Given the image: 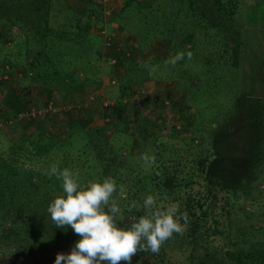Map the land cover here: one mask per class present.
Masks as SVG:
<instances>
[{
	"label": "rangeland",
	"instance_id": "374dc122",
	"mask_svg": "<svg viewBox=\"0 0 264 264\" xmlns=\"http://www.w3.org/2000/svg\"><path fill=\"white\" fill-rule=\"evenodd\" d=\"M75 1L51 0L49 24L56 26L59 21H65L64 14L72 16L65 7L70 6L79 12L83 1ZM109 1L104 3L106 8ZM233 2L236 10L230 24L239 43L235 54L227 52L229 40H220L219 34L209 30L204 19L198 16L199 3L195 0H124L122 21L119 17L106 16L102 24L107 30L112 22L122 25L127 39L124 54L130 59L125 61L128 65L123 82L121 79L115 86L100 84L97 88L102 86L110 97L119 96L122 100L126 92L138 88L133 86H141L146 80L151 84L147 90L161 91L169 100V107L157 106L147 120L142 119L145 123L136 125V128L129 124L135 116L133 108L124 109L120 119L119 114L115 116V111L100 108L96 102L78 109L75 97L53 92L45 82L34 80L32 73L25 71L27 45L23 35L15 27L9 28L8 23L0 21L3 23L0 29V264H9L6 260L9 255L15 256L16 251L22 248L25 243L19 241L25 238L24 234L27 235L25 253H29L26 257L33 259L34 264H54L52 249L55 245L48 243V237L57 236L50 234L56 232V226L47 208L52 200L63 195V190L61 180L48 175L53 165L78 174L81 188L89 181L102 182L111 174L118 186L113 197L121 209L117 216L118 224L120 220L131 221L135 214H145L143 202L148 195L154 196L161 208L175 204L177 218L185 199L201 197L207 206V216L202 228L205 234L197 250L211 251L222 264H264V162L256 166L252 163L255 170L247 169V164H244L253 150L258 154L262 152L264 158V129L263 132L261 129L262 126L264 128V117L255 122L253 108L250 107V112L249 107L243 110L244 104L249 102L257 107L260 100L256 96L264 91V0ZM101 5L97 2V10H90L102 17ZM0 11L3 12L1 7ZM90 27L92 33L99 32L97 26H93L94 29ZM99 37L90 36L88 51L75 50L67 43L59 44V47L63 52L82 53L79 59L82 70L75 62L74 73L93 77L92 72L96 71V80L101 83L111 64L104 58V49L107 48L102 45L103 38ZM153 40L167 46L162 44L163 49H155L157 54H152L154 58L146 54L149 59L145 56L136 59V48L150 47ZM188 44L190 49H186ZM179 52L185 53L182 60L175 66L165 65L170 56ZM188 52L192 53L191 59L187 57ZM116 63L113 65L117 66ZM49 68L52 69L51 66ZM58 68L65 69L68 65L62 62ZM152 68L155 71L150 74ZM197 71L199 76L196 80L194 73ZM255 86H258L256 96L250 94ZM84 88L81 92H74V96L88 93ZM260 99L264 104V95ZM48 102L55 107L54 112L16 117L19 112L32 108L36 111ZM108 103L113 106L115 101ZM106 114L115 120V128L106 130L111 146L109 154L115 158L110 162L105 153L99 160L97 149L85 145L84 135L83 140L80 138V125L101 127ZM247 123H252L251 128L262 133L261 139L256 138L262 143L258 147L247 143V135L254 136L252 131L245 129ZM215 134L221 139L218 147L216 145L212 165L221 177L228 176L225 180L227 188L235 184L242 187L234 193L217 185L206 191L204 173L193 175L196 169L191 170V160L196 156L209 160L214 150ZM63 136L65 141L60 143ZM241 144L245 145L243 151L239 148ZM142 154L154 155L155 163L151 167L146 165L141 159ZM175 165L178 166L175 170L180 179L178 193L181 197L172 199L173 195L163 194L157 188L150 191L148 176L154 171H162L163 167L173 168ZM185 173L194 176L186 185L181 181ZM120 185L125 189L123 197L119 195ZM21 218L25 220L26 229L31 228V234L18 228L17 237L11 233V228L16 226L12 222ZM41 226L46 228L47 236L40 241L37 237ZM62 229L69 230L66 233L68 238L57 247H72L80 237L70 227ZM13 237L18 242H14ZM73 238L76 241L71 243ZM188 254L187 248L164 247L163 264H191Z\"/></svg>",
	"mask_w": 264,
	"mask_h": 264
},
{
	"label": "trees",
	"instance_id": "16d2710c",
	"mask_svg": "<svg viewBox=\"0 0 264 264\" xmlns=\"http://www.w3.org/2000/svg\"><path fill=\"white\" fill-rule=\"evenodd\" d=\"M97 2L98 1L83 0V8H81L79 12L73 11L70 6L65 7L66 11L71 12L72 16L68 17L64 14V17L67 18L66 20L64 19L65 21H59L56 26H51L49 24V15L51 10L50 6L52 3L51 0H0V7L1 9H3V12L0 11V21L8 23L9 28L12 26L15 27L19 31V33L23 35L25 43L27 45L24 56V66L26 69L25 71H29L30 73H32L34 80L39 79L40 81L45 82L46 87H49V89H51V91L53 92L59 91L64 92L68 95H72L74 92H81L83 86L95 82L98 77V73L96 71L92 72L93 77L85 73L81 74L80 76H78L77 73H74V70H76L75 62H77V67H80L82 63V61L79 60L82 56V53L80 54V52H63V50H61V48L59 47V44L67 43L70 47L75 48V50L79 49L82 51H88L90 49V46L88 44L90 36L95 35L100 39V35L98 33H92V31H89V26L91 24L93 26H97V28H100L104 25L102 24L103 21L106 20V16L103 15L102 9V17H100L97 12H93L92 10H90L92 8L97 10ZM195 2L199 3V6H197L198 16L204 19V22L208 25L209 30H213L219 34L220 40H229L230 47L228 48L227 52L235 54L237 48L239 47V43L237 42V37L234 36V33H232L234 27L230 24L236 10V6L233 0H195ZM2 24L3 23L0 22V29L2 27ZM0 33H2V31H0ZM115 44L116 42L113 43L112 46L109 48H114L113 46ZM126 45L127 44L122 47L123 50L127 49ZM186 49H190L189 44ZM62 62H66L68 68L57 69V65ZM69 65H72V68H70ZM231 65L233 66L235 64L231 62ZM50 66L52 67V69L49 68ZM79 69L82 70V67H80ZM23 73L25 74V72ZM198 76L199 75L197 71V73H194V79L197 80ZM252 82L254 83V80ZM194 83L196 84V81ZM257 87L255 86L254 92L250 91V94L255 95ZM133 89L134 90L132 91L129 90L128 92H126L125 96L128 97L129 95H131V93L136 90L135 88ZM106 95L107 96H104L101 99L98 97L92 99L89 104H87L88 107L96 102L97 105L100 106V108H110L115 111V116L119 114L120 119L126 107V103L122 102L119 96L114 98L110 97L108 94ZM263 95L264 91L260 92V94L257 96L255 95L257 99L260 100L259 104L257 103V107L252 105L246 98H241L242 100L249 102L247 105L244 104V101L242 102L244 104L243 110L249 107V111H247L250 112L252 110L251 108H253L252 115L254 116L255 122L258 120L259 117H264V112L262 111V109L264 108V104H261L260 99V96ZM103 99L114 100L115 104L113 106H101V102ZM85 100L86 96L79 97V99L77 100L78 109L86 107L84 106ZM133 113L135 114V116L129 120V124L131 126H134L136 128V125H141L142 123H145V121L142 122V119L144 118L139 116L138 112ZM144 120L147 119L145 118ZM103 121L104 125L101 127L93 126L91 128L87 127L85 124L83 126L80 125L82 128V136L80 138L83 140L84 135V138L86 140L85 145L92 146L94 149H97L96 154L100 156L99 160H102L101 158L103 157V153H105L109 156L108 162H110L115 158L109 154V151H111L109 150L111 146L108 142V135L106 134V130L110 128H115V120L112 116L106 114L103 118ZM76 122H79V120H76ZM245 127L246 130L252 131L254 133V136L252 138L247 135V143L252 146L257 145V147L259 146V144L261 145L262 143L258 142L257 139H261L259 138V136L262 135V133L260 134L259 130H257L256 132L254 128L252 129V123H247ZM261 129L263 132V126ZM49 139L50 138H48L47 142L49 141ZM220 139L221 137L218 134H215V142L213 143V154L207 161L204 157H200V155L196 156V158H193L191 160V164L193 165L191 170L196 169L197 171H195L193 175H195L196 173H204L205 184L207 187L205 189L206 191L210 190L209 187H215V185H217L218 188L222 190L225 189L234 193L235 190L239 188L242 189V187L238 186V184H235L232 185L231 188H227L225 186V180L228 178V176L225 175L224 177H221L218 171H216V169L212 165V161L214 160L213 157L215 158L216 155V145L218 147V145L220 144ZM63 141H65V136H63L60 143H63ZM239 146H241L239 148H243L245 145L241 144ZM45 147L46 144H44V148ZM243 150L244 148L241 151ZM235 162L240 164V162L238 161ZM262 162H264V158H262V152H259L258 154V152L255 150H253V153L248 154V159L244 160V164H247V169L253 170H255V168L252 167V163L253 166H256L257 163L259 164ZM107 164L109 165L110 163ZM176 167L178 166L175 165L173 168L163 167L162 171H154L151 175H149V190L153 191L155 188H157L163 194L173 195L172 199H177L181 197L178 193V187L180 183L178 181L180 179L177 177V171L175 170ZM193 175L191 177L187 176L185 173L184 177L181 180L183 181V184L186 185L187 183H190L194 177ZM109 177H112V175L109 174ZM244 179L245 176L242 178V181ZM16 193H13L12 195ZM206 207L207 206L205 204V200H203L201 197H198L195 200H192L190 198L185 199L183 209L179 210L180 215L186 213L188 218L187 224L184 227L182 233L174 234L173 238L163 243L158 254H154L151 251H138L137 255L134 256L132 259V264H137V262H139V264H163L162 250L164 247L167 246H176L180 249L187 248L189 250L187 259L191 264H211V262H216V264H222L219 259H216L213 256L211 251L206 253L204 251L199 252L197 250L200 241L203 239V234H205V229L202 228L204 227L205 217L207 216ZM123 215L124 214L122 213V216ZM142 215H144L143 212L142 214H135L132 217L131 221L120 220L118 226L128 228L130 227L131 223L135 222V219H138ZM21 219H14V221L12 222L16 226L11 228V233L17 237L19 236V231L17 230L18 228L24 233L31 234V228L26 229L27 225L25 223V220ZM180 223L184 224V220L182 218H180ZM28 224L32 227L30 222H28ZM68 231L69 230L63 231L62 228H56V232L50 234H56L57 236L48 237V243L52 244L53 246L55 245V249H52V253L54 254L52 256L54 257V260L56 259L57 253H69L71 251L72 247H64V249L63 247L62 249L58 248L61 246V243L68 238V235L66 234ZM24 235L25 238H21V241L19 242H24L25 244L22 246V248H20V250L16 251L15 256L9 255L10 257L6 259L9 264H34L32 263L33 259L30 260V257H26V255H28L29 253H25L27 252V235ZM46 236V228H43V226H41L38 230L37 240L41 241V239L46 238ZM14 240L16 241L17 238L13 237V241ZM75 241L76 238H73V240H71V243H74ZM31 257H33V255ZM36 257L39 258V256ZM121 264H124V262H121Z\"/></svg>",
	"mask_w": 264,
	"mask_h": 264
},
{
	"label": "clouds",
	"instance_id": "9594fccd",
	"mask_svg": "<svg viewBox=\"0 0 264 264\" xmlns=\"http://www.w3.org/2000/svg\"><path fill=\"white\" fill-rule=\"evenodd\" d=\"M184 56V52L170 56L165 65L175 66ZM187 57L191 59L192 53L188 52ZM153 71L155 68L150 69V74ZM141 159L149 167L156 161L154 155L148 154H142ZM48 175L61 180L63 190V195L52 200L47 208L52 222L56 228L70 227L80 237L69 253H57L54 264H132L138 251L158 254L162 244L174 234L182 233L187 224L186 213L180 215L184 224L180 223L175 204L161 208L154 196L148 195L143 202L145 214L130 227H120L117 216L121 209L113 198L118 191L114 178L89 181L81 188L78 174L68 168L60 170L53 165ZM124 192V186L120 185L119 195L123 197Z\"/></svg>",
	"mask_w": 264,
	"mask_h": 264
},
{
	"label": "crops",
	"instance_id": "0c3cea01",
	"mask_svg": "<svg viewBox=\"0 0 264 264\" xmlns=\"http://www.w3.org/2000/svg\"><path fill=\"white\" fill-rule=\"evenodd\" d=\"M123 1L124 0H111V2L109 1L110 2V4L108 5V10L110 12L109 16H112L113 18L119 17V18H121V21H122V11H123V8L125 5V3H123ZM75 2L78 3V2H81V0H77ZM64 6H67V4H64ZM90 26L89 27L91 29H94L93 25H90ZM117 26H118L117 29H118L119 37L117 38L116 44L113 46L114 48L104 49V53H105L104 58L107 60V57H115L116 62H117L116 63L117 66L109 65L110 68L108 70V73L106 75L102 76V78L105 79V80L102 79L103 82L100 83L98 80H96L97 82H94L92 84H90V83L86 84L84 89L87 90L88 93L85 92L84 94H80L79 96H74L75 94L73 93L70 98L75 97L76 99H79V97H81V96H83V97L86 96L85 101L88 102L87 99L89 97L94 99L97 96H102V97L107 96L106 95L107 93H105V90L102 88V86L97 88V86H99L100 84H110L111 86H115L116 84L119 83V81L121 79L123 82L124 76L126 74V65H128V62H125V61H128L130 58H127V56L124 54L125 50L122 49V47L126 44L125 43V41L127 40L126 39V33L123 30L122 25L119 24ZM89 31H93V30L89 29ZM120 41H121V43H120ZM162 44L167 46V44H165L164 42H157L156 40H153L150 44V47H148L146 45H143L142 47H137L135 50L136 59H138L140 56L141 57L145 56V58L149 59V57H148L149 54H151L150 55L151 58H154L152 56V54H154L156 56L157 52H155V49H157V48H158V50L160 48L163 49L164 46ZM146 54H148V55H146ZM143 81L144 82L141 84V86L135 85L133 87H138V88L145 87L147 89H148V87H151L150 86L151 84H148L146 80H143ZM122 85H123V83H122ZM85 101H84V106L87 105V103H85ZM129 108H133V107L130 103H126L125 110H128ZM96 123H99V121H97ZM48 137L53 138V136H48Z\"/></svg>",
	"mask_w": 264,
	"mask_h": 264
},
{
	"label": "built area",
	"instance_id": "2783aa9c",
	"mask_svg": "<svg viewBox=\"0 0 264 264\" xmlns=\"http://www.w3.org/2000/svg\"><path fill=\"white\" fill-rule=\"evenodd\" d=\"M102 4V13L104 16H107L110 14L108 8L105 6V2L108 0H96ZM117 24L115 23H110V29L107 30V28L103 25L100 28H98V34L103 38L102 40V45L106 48H109L112 46L113 43L117 41V38L119 37L118 34V29H117ZM107 61L109 64L113 65L116 62L115 57H107ZM89 102L92 100L91 97L87 99ZM108 102L110 100L108 99H103L101 102V106H108L110 105ZM122 102L124 103H130L133 107V110L138 112L139 116L142 118H148L151 114H153L156 111L157 106H162V107H169V100L167 97H165L162 92L155 90V91H149L147 88H139L135 90L134 92L131 93L128 97H125L122 99ZM54 112L55 107L52 106L51 102H48L44 104L41 108L38 110L34 111L33 108L27 112H19L17 113L16 117L21 118L23 115H36V114H42ZM49 112V113H50ZM167 114H165L166 116Z\"/></svg>",
	"mask_w": 264,
	"mask_h": 264
}]
</instances>
